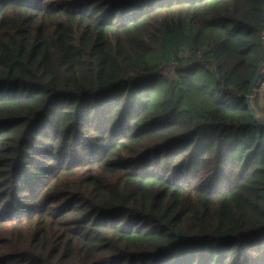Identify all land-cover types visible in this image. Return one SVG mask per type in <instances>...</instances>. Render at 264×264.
<instances>
[{
  "label": "trees",
  "instance_id": "trees-1",
  "mask_svg": "<svg viewBox=\"0 0 264 264\" xmlns=\"http://www.w3.org/2000/svg\"><path fill=\"white\" fill-rule=\"evenodd\" d=\"M263 64L264 0H0V264H264Z\"/></svg>",
  "mask_w": 264,
  "mask_h": 264
},
{
  "label": "water",
  "instance_id": "water-1",
  "mask_svg": "<svg viewBox=\"0 0 264 264\" xmlns=\"http://www.w3.org/2000/svg\"><path fill=\"white\" fill-rule=\"evenodd\" d=\"M263 74H264V64L259 68V70L256 72L255 76L252 78V80L250 82V85H249L247 92H246V101H247V104L250 105V107L253 110L256 117L264 121V118L257 116L256 111H255L254 106H253V103H252L253 90H254L256 84L258 83L260 77Z\"/></svg>",
  "mask_w": 264,
  "mask_h": 264
},
{
  "label": "built area",
  "instance_id": "built-area-1",
  "mask_svg": "<svg viewBox=\"0 0 264 264\" xmlns=\"http://www.w3.org/2000/svg\"><path fill=\"white\" fill-rule=\"evenodd\" d=\"M180 66V64L175 61L174 62V67H175V70L176 68ZM263 94L264 93V74L260 77L258 83L256 84L254 90H253V96H255L256 94Z\"/></svg>",
  "mask_w": 264,
  "mask_h": 264
},
{
  "label": "rangeland",
  "instance_id": "rangeland-1",
  "mask_svg": "<svg viewBox=\"0 0 264 264\" xmlns=\"http://www.w3.org/2000/svg\"><path fill=\"white\" fill-rule=\"evenodd\" d=\"M174 62L175 61L167 62L166 64H164V66L162 67V71L165 74L172 76L175 73ZM252 102H253V98H252Z\"/></svg>",
  "mask_w": 264,
  "mask_h": 264
}]
</instances>
